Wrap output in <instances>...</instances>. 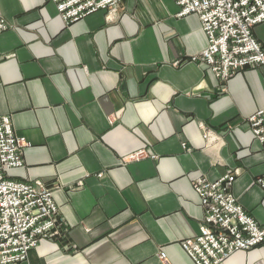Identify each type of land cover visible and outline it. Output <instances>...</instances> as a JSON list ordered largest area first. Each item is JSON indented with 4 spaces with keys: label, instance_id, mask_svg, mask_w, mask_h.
<instances>
[{
    "label": "crops",
    "instance_id": "1",
    "mask_svg": "<svg viewBox=\"0 0 264 264\" xmlns=\"http://www.w3.org/2000/svg\"><path fill=\"white\" fill-rule=\"evenodd\" d=\"M0 9V115L29 143L8 174L51 189L60 219L20 264H195L182 243L204 222L201 177L235 175L232 194L264 225V148L247 122L264 108V66L221 83L193 61L208 44L199 17L173 0L71 25L45 0ZM254 36L264 49V23ZM141 150L150 158L123 160ZM221 264H264V247Z\"/></svg>",
    "mask_w": 264,
    "mask_h": 264
},
{
    "label": "built area",
    "instance_id": "2",
    "mask_svg": "<svg viewBox=\"0 0 264 264\" xmlns=\"http://www.w3.org/2000/svg\"><path fill=\"white\" fill-rule=\"evenodd\" d=\"M55 4L59 16L71 25L100 11L116 10L123 0H45ZM179 17L197 15L207 38L206 49L193 61L205 63L226 83L245 68L264 66V49L254 36L264 23V0H173ZM9 25L0 9V34ZM255 139L264 148V108L247 119ZM205 138L208 140L209 135ZM29 146L16 134L11 118L0 115V264H20L43 239L60 235L59 209L52 190L41 183L12 180L8 172L24 166ZM150 158L145 150L123 160ZM101 176V175H100ZM235 175L211 182L198 178L193 188L204 210L200 233L182 243L195 264H221L239 251L264 247V225L258 223L232 194ZM264 190V176L256 181ZM161 264H169L165 253Z\"/></svg>",
    "mask_w": 264,
    "mask_h": 264
}]
</instances>
